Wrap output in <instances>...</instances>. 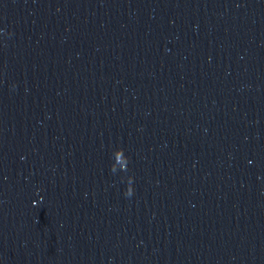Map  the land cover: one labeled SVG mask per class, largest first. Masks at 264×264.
Listing matches in <instances>:
<instances>
[{"label":"water","instance_id":"water-1","mask_svg":"<svg viewBox=\"0 0 264 264\" xmlns=\"http://www.w3.org/2000/svg\"><path fill=\"white\" fill-rule=\"evenodd\" d=\"M0 264H264V0H0Z\"/></svg>","mask_w":264,"mask_h":264}]
</instances>
